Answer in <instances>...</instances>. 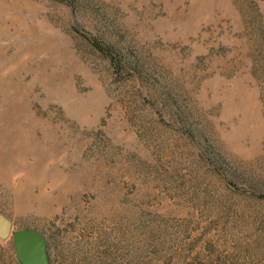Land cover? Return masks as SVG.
Here are the masks:
<instances>
[{
  "label": "rangeland",
  "instance_id": "374dc122",
  "mask_svg": "<svg viewBox=\"0 0 264 264\" xmlns=\"http://www.w3.org/2000/svg\"><path fill=\"white\" fill-rule=\"evenodd\" d=\"M0 212L50 264H264V0H0Z\"/></svg>",
  "mask_w": 264,
  "mask_h": 264
},
{
  "label": "water",
  "instance_id": "95a60500",
  "mask_svg": "<svg viewBox=\"0 0 264 264\" xmlns=\"http://www.w3.org/2000/svg\"><path fill=\"white\" fill-rule=\"evenodd\" d=\"M9 238L20 264H50L43 236L35 230H13L12 222L0 212V239Z\"/></svg>",
  "mask_w": 264,
  "mask_h": 264
}]
</instances>
